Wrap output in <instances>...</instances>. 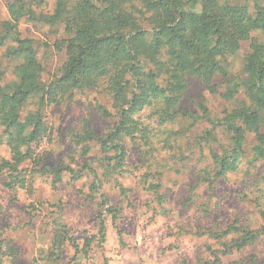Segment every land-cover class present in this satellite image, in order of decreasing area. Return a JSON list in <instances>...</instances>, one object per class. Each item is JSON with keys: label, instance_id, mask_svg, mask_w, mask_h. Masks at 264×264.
<instances>
[{"label": "rangeland", "instance_id": "1", "mask_svg": "<svg viewBox=\"0 0 264 264\" xmlns=\"http://www.w3.org/2000/svg\"><path fill=\"white\" fill-rule=\"evenodd\" d=\"M51 10L50 2L43 12ZM9 19L8 0H0V34L2 22ZM14 29L20 38L34 43L41 79L48 83L65 59L64 50L58 48L66 35L62 25L33 23L22 17ZM263 40L264 32L256 29L239 42L228 55L231 74L244 77L245 54L253 43ZM15 45L8 39L0 46L1 85L16 79L21 58L8 53ZM187 79L179 105L197 117L161 124L153 108L144 107L137 116L149 129L148 140L128 137L124 165L116 170H107L94 142L88 143L86 154L74 143L75 135L85 127L101 134L114 122L100 112L101 107L112 111L104 80L74 89L70 96L59 93L56 101L45 105L46 133L32 143L33 158L15 166L16 170L0 171V264H197L203 258L207 264L264 261V161L253 156L254 136L246 135L237 168L219 177L213 190L198 182L201 169L211 164L210 151L220 154L228 145L219 129L215 139H200L212 127L204 118L223 117L234 101L222 96L226 84L221 76L212 79V86L195 76ZM35 103V97L28 99L20 121ZM261 131L264 134V123ZM11 157L0 125V163L9 160L14 165ZM46 165L58 170L60 181L39 171ZM99 218L104 223L103 238L98 233ZM228 225L263 234L248 246L219 254V260L212 251L234 235L222 240L215 235ZM55 233L62 242L54 247Z\"/></svg>", "mask_w": 264, "mask_h": 264}, {"label": "trees", "instance_id": "2", "mask_svg": "<svg viewBox=\"0 0 264 264\" xmlns=\"http://www.w3.org/2000/svg\"><path fill=\"white\" fill-rule=\"evenodd\" d=\"M136 1L137 5L131 0H8L10 19L2 22L0 46L8 39L16 42L8 53L21 60L15 69L16 79L0 84V125L14 160V165L2 160L0 171L16 170L15 166L33 158L32 143L46 133L45 105L56 101L59 93L70 96L74 89L92 87L101 80L105 81L112 111L101 107L100 112L114 122L101 134L85 127L75 135L74 143L86 154L88 143L94 142L108 171L122 168L127 155L125 140L135 136L148 140L149 129L137 116L144 107L151 106L161 124L197 117L179 105L189 76L206 86H212L215 76L223 77L226 86L222 96L234 101L223 117H203L212 127L205 129L200 139H215L214 132L219 129L228 145L220 154L210 151L211 164L201 169L198 182L213 190L219 177L235 170L248 133L255 140L254 158L264 161V40L253 43L245 54L244 77L231 74L228 60L251 30L264 32V0ZM50 2L51 12H43ZM22 17L49 26L61 24L66 34L58 43L65 59L48 83L41 79L34 43L20 38L14 29ZM34 97L35 108L20 121L28 99ZM39 171L51 175L54 182L60 181L55 167L46 165ZM98 233L103 238L102 218ZM229 234L234 236L212 251L215 258L252 244L263 233L228 225L215 236L222 240ZM59 238L55 233L54 247L62 242ZM1 244L0 240V253ZM207 263L203 258L197 264Z\"/></svg>", "mask_w": 264, "mask_h": 264}]
</instances>
